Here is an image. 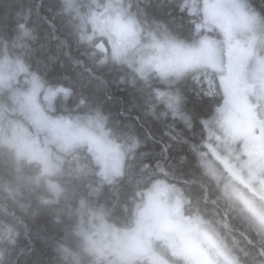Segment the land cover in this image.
Wrapping results in <instances>:
<instances>
[{
	"label": "trees",
	"instance_id": "16d2710c",
	"mask_svg": "<svg viewBox=\"0 0 264 264\" xmlns=\"http://www.w3.org/2000/svg\"><path fill=\"white\" fill-rule=\"evenodd\" d=\"M93 1L0 0V40L7 54L19 57L46 85L55 77L71 89L73 105L69 112L74 114L73 121L99 112L109 135L125 155L123 175L107 182L90 154L85 158L77 147L62 153L58 162L61 170L55 177L51 175L61 188L55 194L43 165L18 153L15 140L6 139L10 135L5 128L0 135V264L94 262L97 257L84 235L87 217L99 211L114 228H129L135 223L144 193L158 180L178 186L186 212L196 214L205 224L208 196L217 202L213 182L202 177L201 155L209 132L201 129L195 117L191 131L179 120L153 119L143 99L127 83V70L118 69L110 61L99 63L103 54L93 44L101 38L96 37L93 43L82 39L89 30L79 14ZM141 7L147 8L149 23L153 19L167 22L171 5L168 0H141ZM121 76L124 84L116 82ZM80 100L84 103L78 104ZM60 112L61 108L56 113ZM51 116L49 119H55ZM24 117L26 130L35 127L34 121L46 122L41 113L25 112ZM51 131L28 136L36 142L37 137L43 139ZM52 145L55 147V143ZM52 145L48 151H52ZM163 145H170L166 154L161 150ZM192 145L197 146L195 151ZM77 163L83 169L76 173Z\"/></svg>",
	"mask_w": 264,
	"mask_h": 264
},
{
	"label": "snow or ice",
	"instance_id": "6c2138e0",
	"mask_svg": "<svg viewBox=\"0 0 264 264\" xmlns=\"http://www.w3.org/2000/svg\"><path fill=\"white\" fill-rule=\"evenodd\" d=\"M168 2L167 22L149 23L141 0H94L91 19L111 44L110 55L107 48L95 45L103 52L99 63L110 61L127 70V83L153 119L179 120L189 131L195 126L194 117L202 130L210 131L215 125L226 127L241 108L258 117L264 114V0L259 6L257 0ZM116 82L124 84L125 79L121 76ZM33 83L40 86L35 77ZM57 92L67 97L71 89L56 87L50 95ZM93 119L102 127L99 112L89 122ZM168 147L161 150L166 154ZM196 147L192 145V150ZM259 223L264 231V218Z\"/></svg>",
	"mask_w": 264,
	"mask_h": 264
},
{
	"label": "rangeland",
	"instance_id": "374dc122",
	"mask_svg": "<svg viewBox=\"0 0 264 264\" xmlns=\"http://www.w3.org/2000/svg\"><path fill=\"white\" fill-rule=\"evenodd\" d=\"M240 2L245 3L244 0ZM91 3L93 4L94 1ZM95 10L100 11L98 8ZM79 14L84 20V26L89 30L87 35L93 37L90 42L93 43L96 37H100L101 41L105 38L110 55L109 37L102 33L91 19L92 5L86 9H80ZM95 45L96 41L93 46ZM0 66H2L0 67V86H8L10 98H15L22 104L17 114L22 115L27 112L38 116L42 106L38 102L39 98L43 95L47 96L42 90L44 86L41 80L37 76L24 75L29 73L30 69L17 56L16 58L13 55L5 56L0 60ZM33 77L40 84L38 88L34 86ZM0 106L1 111H4L1 100ZM26 117L28 121H31L29 115ZM90 117L94 118L96 115L90 113L83 118H75L68 124L66 121L69 117L57 119L52 124L55 128L54 133L49 132L43 139L39 136L36 142L30 139L31 131L23 127L22 121L20 127L14 131L12 138L9 136L6 139L15 140L14 145L18 153L43 165L44 175L51 180L50 190L55 194H59L61 189L57 179L54 178L61 170V165L58 163L59 158L62 153L76 149V147L85 158L90 154L95 166L98 167L102 180L111 182L123 175L125 155L109 135L103 119L99 121L102 127H97L95 119L89 122ZM1 122L0 129L4 131L5 128L1 127ZM33 124L40 130L46 126L44 121L39 120L34 121ZM260 128V119L247 108H241L231 122L226 127H222L224 130L237 129L243 133H252ZM215 131L216 125L208 131L209 141L205 144L206 146L212 145V140L216 135ZM52 143H55V147ZM50 145H52V151L49 150V152ZM250 145L254 144L250 143ZM257 163L264 166V157ZM81 169L83 167L78 166L75 172ZM143 197L144 200L137 212L135 223L129 228L123 230L114 228L99 211L87 217L84 222L86 225L84 235L97 259L94 262L90 259L87 261L81 259L77 260V264H135L137 261L142 262L143 259L152 264H198L199 255L212 261L208 246L210 237L205 228L206 225L196 214L186 212L185 199L178 186L166 180H158L144 193Z\"/></svg>",
	"mask_w": 264,
	"mask_h": 264
},
{
	"label": "flooded vegetation",
	"instance_id": "af4514ba",
	"mask_svg": "<svg viewBox=\"0 0 264 264\" xmlns=\"http://www.w3.org/2000/svg\"><path fill=\"white\" fill-rule=\"evenodd\" d=\"M8 55L13 54H7L5 43L0 40V60ZM24 75L32 74L30 71ZM42 84V90L47 96L43 95L38 102L42 105L41 114L46 117L47 128L38 131L37 127L31 125L33 136L39 135L41 131L55 130L52 124L57 119L69 117L67 124L74 119V114L69 112L73 105L69 96L66 97L62 92H57L56 96L50 95V90L63 86L62 81L54 77L49 78L48 85ZM0 100L4 109L1 111L0 106V116H3L1 127L5 126L9 132L7 134L12 136L26 118L25 114H22L23 117L17 114L22 104L10 98L8 86H0ZM59 108L61 115L56 113ZM50 115L55 119H49ZM258 118L261 122L264 114ZM215 132L212 145L204 147L201 155L203 181L213 182L217 198V202H212L209 195L204 206L207 219L205 228L210 237L208 246L212 256V261L208 260V263L235 264L239 261V264H252L253 260L264 261V256L260 255L261 250H264V231L259 223L264 218V166L257 163L264 157V127L252 133H243L237 129L224 130L216 125ZM205 190L208 194V188ZM197 262L200 264V256Z\"/></svg>",
	"mask_w": 264,
	"mask_h": 264
},
{
	"label": "water",
	"instance_id": "95a60500",
	"mask_svg": "<svg viewBox=\"0 0 264 264\" xmlns=\"http://www.w3.org/2000/svg\"><path fill=\"white\" fill-rule=\"evenodd\" d=\"M97 43L101 44L104 48H107L106 44L103 41H99ZM95 50H98L99 52H101L103 54V52L101 51L100 48L95 47ZM200 263L201 264H209L208 261L206 259H204L203 257L200 258Z\"/></svg>",
	"mask_w": 264,
	"mask_h": 264
},
{
	"label": "bare ground",
	"instance_id": "6f19581e",
	"mask_svg": "<svg viewBox=\"0 0 264 264\" xmlns=\"http://www.w3.org/2000/svg\"><path fill=\"white\" fill-rule=\"evenodd\" d=\"M139 151V150H138Z\"/></svg>",
	"mask_w": 264,
	"mask_h": 264
}]
</instances>
